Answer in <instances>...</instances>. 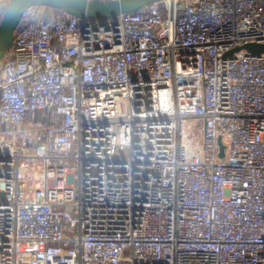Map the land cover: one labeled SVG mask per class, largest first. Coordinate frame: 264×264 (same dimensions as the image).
<instances>
[{"label":"built area","instance_id":"obj_1","mask_svg":"<svg viewBox=\"0 0 264 264\" xmlns=\"http://www.w3.org/2000/svg\"><path fill=\"white\" fill-rule=\"evenodd\" d=\"M31 9L0 64V264H264V0Z\"/></svg>","mask_w":264,"mask_h":264},{"label":"water","instance_id":"obj_2","mask_svg":"<svg viewBox=\"0 0 264 264\" xmlns=\"http://www.w3.org/2000/svg\"><path fill=\"white\" fill-rule=\"evenodd\" d=\"M160 0H118L100 2L97 0H27L31 6L49 7L53 9L63 10L70 15L77 16L81 19H91L99 22L109 19L114 20L120 15L135 13L146 7L152 2ZM16 0H9V4L15 3ZM19 15L3 14L0 21V64L5 58L7 52L13 44L14 33L20 21ZM247 50L252 52H260L262 48L255 46H247ZM220 157L223 156V147L220 143Z\"/></svg>","mask_w":264,"mask_h":264},{"label":"clouds","instance_id":"obj_3","mask_svg":"<svg viewBox=\"0 0 264 264\" xmlns=\"http://www.w3.org/2000/svg\"><path fill=\"white\" fill-rule=\"evenodd\" d=\"M26 10H32L27 0H16V2L11 5L6 4L4 0H0V14L19 15L23 14Z\"/></svg>","mask_w":264,"mask_h":264},{"label":"trees","instance_id":"obj_4","mask_svg":"<svg viewBox=\"0 0 264 264\" xmlns=\"http://www.w3.org/2000/svg\"><path fill=\"white\" fill-rule=\"evenodd\" d=\"M7 4V3H6ZM46 8H49V7H46ZM51 9L52 11H55V12H62L63 10H58V9H53V8H49ZM65 12V11H63ZM2 14H0V18H1Z\"/></svg>","mask_w":264,"mask_h":264},{"label":"crops","instance_id":"obj_5","mask_svg":"<svg viewBox=\"0 0 264 264\" xmlns=\"http://www.w3.org/2000/svg\"><path fill=\"white\" fill-rule=\"evenodd\" d=\"M4 2L7 3V4H9V0H4ZM3 14H4V13H3ZM3 14H2V16H3ZM2 16H1V18H0V21H1V19H2Z\"/></svg>","mask_w":264,"mask_h":264}]
</instances>
